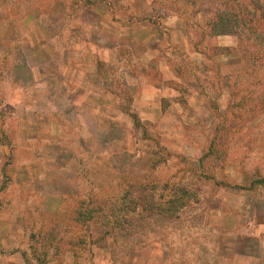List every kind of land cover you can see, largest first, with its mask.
<instances>
[{
  "label": "rangeland",
  "instance_id": "obj_1",
  "mask_svg": "<svg viewBox=\"0 0 264 264\" xmlns=\"http://www.w3.org/2000/svg\"><path fill=\"white\" fill-rule=\"evenodd\" d=\"M223 1L0 0V264H248L264 20Z\"/></svg>",
  "mask_w": 264,
  "mask_h": 264
},
{
  "label": "trees",
  "instance_id": "obj_2",
  "mask_svg": "<svg viewBox=\"0 0 264 264\" xmlns=\"http://www.w3.org/2000/svg\"><path fill=\"white\" fill-rule=\"evenodd\" d=\"M249 1H248V4H247L246 0L244 2L242 0L238 1V2L235 1L234 3H231V0H224L223 3H222V7L223 8H220L219 9L220 13H218V26H223L224 27L225 21L228 22V25L233 24L231 22V10L234 8L236 14H233V15L236 17V22H237L234 26L237 27V28H241V30H244V31H248L249 28L251 30L255 28V32H257L256 28H258V25L262 24L261 21L264 20V1L258 0L257 3L254 2V8L253 9L251 8V12L252 13L248 12V10H249L248 9ZM250 14H253L254 17L257 16L259 18H257V19L254 18L255 22L252 23V20H250L251 19L250 18ZM239 16L246 17L245 22L240 21ZM221 31H223V30H221ZM240 32H242V31H240ZM260 34L261 35L259 36L258 40L264 39V28H263V33H260ZM260 60H262V61L264 60L262 56L260 57ZM185 202L186 201L184 199V195H178L174 199H171V200L168 201L170 209H167L166 212L167 213H169V212H172V213L177 212V210L180 207H182ZM115 211H117L116 208L113 210V212H115ZM90 212H93V211L91 210ZM84 213L82 212V213L79 214L80 218L81 217H85ZM91 217H93V215H91ZM85 220H86V218H85Z\"/></svg>",
  "mask_w": 264,
  "mask_h": 264
},
{
  "label": "crops",
  "instance_id": "obj_3",
  "mask_svg": "<svg viewBox=\"0 0 264 264\" xmlns=\"http://www.w3.org/2000/svg\"><path fill=\"white\" fill-rule=\"evenodd\" d=\"M254 223V229L246 234L250 239L244 247L246 252L243 253V249L238 248L236 255L243 258L248 264H264L262 262L264 261V223Z\"/></svg>",
  "mask_w": 264,
  "mask_h": 264
}]
</instances>
